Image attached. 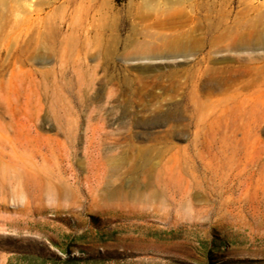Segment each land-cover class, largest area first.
Masks as SVG:
<instances>
[{
  "label": "rangeland",
  "instance_id": "rangeland-1",
  "mask_svg": "<svg viewBox=\"0 0 264 264\" xmlns=\"http://www.w3.org/2000/svg\"><path fill=\"white\" fill-rule=\"evenodd\" d=\"M213 1L0 0V264H264V44Z\"/></svg>",
  "mask_w": 264,
  "mask_h": 264
},
{
  "label": "bare ground",
  "instance_id": "bare-ground-1",
  "mask_svg": "<svg viewBox=\"0 0 264 264\" xmlns=\"http://www.w3.org/2000/svg\"><path fill=\"white\" fill-rule=\"evenodd\" d=\"M202 8L206 11V13L203 15L200 23V28H203L206 30L207 37L205 39H208V36L211 33L219 32L222 38H226L230 35H234V40L231 43L232 46L235 48H249L254 47L257 45L264 44V31L260 28L257 29L256 25L257 23L251 22V20H242L239 18V16H236L235 19L230 24L228 20L225 18V16H222V14L225 12L227 15H230L232 10L228 9V5L219 1H213L209 3V5H204ZM155 23L159 25H166V21H158V19L154 20ZM187 19H182L180 22H185ZM258 26V25H257ZM249 27H253L255 30H257L255 35H246L244 32L247 31ZM240 31H243V33H239ZM179 40V39H178ZM198 41H194L193 46H196L198 44ZM247 48V49H248ZM213 73L219 72L217 69H213ZM211 76V75H210ZM210 80V79H209ZM205 82L203 85V93L207 97H213L218 94V92H224L228 88V83L225 84L216 83L211 84L210 81ZM218 80V79H217ZM229 80V79H228ZM233 80V79H232ZM212 82V81H211Z\"/></svg>",
  "mask_w": 264,
  "mask_h": 264
}]
</instances>
